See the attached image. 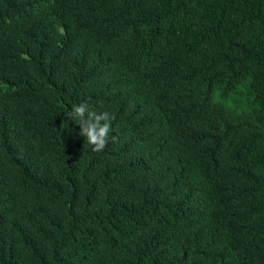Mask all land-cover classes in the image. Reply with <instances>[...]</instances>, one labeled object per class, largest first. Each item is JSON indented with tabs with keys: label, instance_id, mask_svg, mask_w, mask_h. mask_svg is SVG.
I'll use <instances>...</instances> for the list:
<instances>
[{
	"label": "trees",
	"instance_id": "obj_1",
	"mask_svg": "<svg viewBox=\"0 0 264 264\" xmlns=\"http://www.w3.org/2000/svg\"><path fill=\"white\" fill-rule=\"evenodd\" d=\"M0 264H264V0H0Z\"/></svg>",
	"mask_w": 264,
	"mask_h": 264
},
{
	"label": "clouds",
	"instance_id": "obj_2",
	"mask_svg": "<svg viewBox=\"0 0 264 264\" xmlns=\"http://www.w3.org/2000/svg\"><path fill=\"white\" fill-rule=\"evenodd\" d=\"M67 117L74 120L80 127L79 135L85 137L87 145L92 146V151L103 152L112 133V122L115 114L108 111H97L89 102L73 105L67 112Z\"/></svg>",
	"mask_w": 264,
	"mask_h": 264
}]
</instances>
